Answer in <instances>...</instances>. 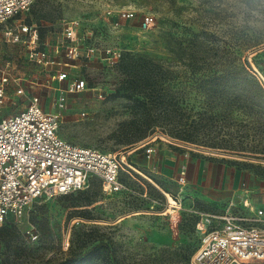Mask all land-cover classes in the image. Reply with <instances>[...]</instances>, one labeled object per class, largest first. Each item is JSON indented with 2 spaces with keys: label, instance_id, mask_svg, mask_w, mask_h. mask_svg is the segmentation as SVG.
<instances>
[{
  "label": "rangeland",
  "instance_id": "obj_1",
  "mask_svg": "<svg viewBox=\"0 0 264 264\" xmlns=\"http://www.w3.org/2000/svg\"><path fill=\"white\" fill-rule=\"evenodd\" d=\"M31 15L44 57L6 40L0 24L4 116L38 96L61 116L60 135L71 143L129 164L148 148L225 163L244 172L236 204L263 198L264 0H37ZM146 15L153 22L144 28ZM70 22L81 48L102 52L70 60L60 39ZM81 75L88 87L71 91ZM125 169L128 191L107 194L93 178L80 191L38 197L20 222L0 223V264H78L72 253L98 244L102 253L84 264H192L203 235L192 190Z\"/></svg>",
  "mask_w": 264,
  "mask_h": 264
},
{
  "label": "built area",
  "instance_id": "obj_2",
  "mask_svg": "<svg viewBox=\"0 0 264 264\" xmlns=\"http://www.w3.org/2000/svg\"><path fill=\"white\" fill-rule=\"evenodd\" d=\"M36 2L0 0V24L5 26L6 40L25 42L30 56L44 57L38 27L31 15ZM122 16L132 18L134 13L123 12ZM152 22L153 17L146 15L142 27L146 28ZM60 39L69 42L66 55L70 60L102 52L95 45L85 49L80 47L73 22L66 24ZM105 52L110 58L111 49H104ZM119 57L120 54L115 53L111 58L118 60ZM67 78L68 72L60 74L61 81ZM8 85V74L0 73V223L10 218L20 222L38 197L80 191L92 177L100 181L107 194L129 190L121 173L129 172L125 167L133 171L135 168L127 162L126 156L64 139L60 135L61 116L44 109L38 96H34L25 109L4 116ZM87 87L88 79L81 75L74 79L70 90L83 91ZM17 93H23V89H18ZM59 105L67 108L64 98ZM85 117L82 113L77 120ZM151 152L148 148L147 154ZM211 218L220 220V224L202 236L192 264H264V201L260 207L249 201L241 208L230 205L223 215ZM26 233L37 238L32 229H27Z\"/></svg>",
  "mask_w": 264,
  "mask_h": 264
},
{
  "label": "crops",
  "instance_id": "obj_3",
  "mask_svg": "<svg viewBox=\"0 0 264 264\" xmlns=\"http://www.w3.org/2000/svg\"><path fill=\"white\" fill-rule=\"evenodd\" d=\"M17 112L16 110L12 111L10 116ZM153 153L154 150L148 155L145 149L141 150L139 154H134L131 159L134 171L154 182L139 169L143 168L152 172L157 178V182H162L163 185L166 182H179L181 191H185V187H189L194 199L203 206L202 210H193L200 217L196 228L202 231L203 235L220 224V220L212 219L211 216L219 217L226 212L230 205L241 208L245 201H249L245 199L242 203L236 204L243 194L241 190L244 172L241 170H234L225 163L207 162L202 159L186 161L185 157L180 158L173 150L166 148H163L161 156ZM181 177H184L185 180L181 181ZM93 178L95 177L90 180ZM121 179L124 181L122 177ZM263 201L264 196L261 200L259 199V202L253 201V205L260 207ZM249 202L252 203V201ZM204 208L207 211H203Z\"/></svg>",
  "mask_w": 264,
  "mask_h": 264
},
{
  "label": "trees",
  "instance_id": "obj_4",
  "mask_svg": "<svg viewBox=\"0 0 264 264\" xmlns=\"http://www.w3.org/2000/svg\"><path fill=\"white\" fill-rule=\"evenodd\" d=\"M142 105H144V104H142ZM138 108L140 109L141 107L138 106ZM146 137H147V135H143L140 138H138L137 141L143 140ZM101 246H102L101 244L95 245L91 249L86 251L85 254H82L81 249L79 251L75 250L71 256L73 258L72 263L77 262L78 264H84L85 262L89 261L90 259H93L94 257L100 255L102 253ZM60 264H70V263H60Z\"/></svg>",
  "mask_w": 264,
  "mask_h": 264
},
{
  "label": "bare ground",
  "instance_id": "obj_5",
  "mask_svg": "<svg viewBox=\"0 0 264 264\" xmlns=\"http://www.w3.org/2000/svg\"><path fill=\"white\" fill-rule=\"evenodd\" d=\"M169 199L173 202V200L169 197ZM175 203V202H174Z\"/></svg>",
  "mask_w": 264,
  "mask_h": 264
}]
</instances>
